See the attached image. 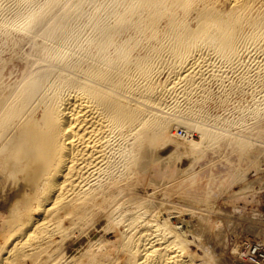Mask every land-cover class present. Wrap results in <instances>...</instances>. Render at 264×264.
<instances>
[{
  "label": "bare ground",
  "instance_id": "obj_1",
  "mask_svg": "<svg viewBox=\"0 0 264 264\" xmlns=\"http://www.w3.org/2000/svg\"><path fill=\"white\" fill-rule=\"evenodd\" d=\"M73 2L0 0V31L18 27L31 44L16 83L0 82V264H208L206 218L134 177L161 151L195 157L217 141L190 97L225 67L264 72V0L107 4L141 56L126 45L108 56V15L94 11L81 34ZM138 6L147 18L132 19Z\"/></svg>",
  "mask_w": 264,
  "mask_h": 264
},
{
  "label": "rangeland",
  "instance_id": "obj_2",
  "mask_svg": "<svg viewBox=\"0 0 264 264\" xmlns=\"http://www.w3.org/2000/svg\"><path fill=\"white\" fill-rule=\"evenodd\" d=\"M74 1L77 3L79 1L73 19L75 25L77 23L83 28L81 34H84L83 30L88 28L82 26L83 23L87 22L86 24H88L90 22L89 19L92 18L94 11L100 15L104 13L106 16L108 15V18L101 15L103 21H106L107 18L104 24H108L107 27L113 32L110 31L113 34L112 43L106 49L108 56L116 55L114 49L121 45H126L133 56L142 55L141 44L134 43L135 36H137L134 33L136 30L132 26H130L131 28L128 27V30L127 27H120V29L119 25H115V14L112 11L109 12L107 8V4L112 5L113 2L121 8L122 6L119 5V2L120 4L123 3L121 0L113 2L112 0ZM124 1L127 6L129 0ZM75 2L73 3L76 5ZM126 6L123 7L126 8ZM105 9L108 10V14ZM143 10L147 9L143 7ZM143 10L142 7H139L138 10H135L138 13L134 10L131 11L133 13L130 12L131 17L133 15L132 19H137L140 16L147 18L145 16L147 13L144 15L143 12L145 11ZM138 14L141 15L138 16ZM161 25H164L163 22H160L159 26L162 27ZM17 28H10L11 30L5 28L6 30L0 31V64L2 65H0V82L2 81L3 85L16 83L22 74L24 65L22 62H25L23 58L27 56L28 51H31L29 47L31 44L27 42L26 36L23 37V33ZM3 31L5 34L8 31L6 36L2 33ZM155 43V40H151L152 45ZM250 56L248 63H255L263 57L261 54H251ZM241 59L245 60L243 55ZM249 69L246 70V77L242 79L243 68L225 67L221 69L222 72L220 71L219 74L216 73L213 77L208 76L206 80L204 79L205 83L202 82L204 83L202 85L204 94L202 96L199 93L196 95L193 93L190 97L196 108L201 112L203 111L202 113L206 112V121L204 120L202 123L203 121L200 120L199 122L205 126H210L211 130L219 131L215 139L217 141L210 142L208 147L203 148L201 146L199 151L202 154H198V151L195 157L194 154L191 156L183 154L181 149H177L176 152L171 150L173 155L161 151V159L154 160L150 164V171L145 172L150 177L145 173L140 175L142 177H134L152 178L154 182L160 185L158 191L161 189L162 191L166 190L169 194L173 193L165 201V203L167 202L166 205H173L174 203L173 206L180 209L193 211L196 215L193 222L196 223L198 217L206 218L207 226L211 229L208 234L204 235L208 248L207 252H211L208 253V264H246L239 257V248L248 242L264 244V72H258V74L254 68L252 71ZM193 100L197 101L193 102ZM182 105L181 109H184L185 107ZM174 127L172 131L175 132V139H185L187 136L185 126L176 125ZM189 131L191 136L198 134L193 128H189ZM168 153L170 157L165 158L166 161L163 160L162 158L168 156ZM144 186L140 185L142 188ZM151 187L153 186L146 185L145 189L149 190ZM109 237L112 238V235Z\"/></svg>",
  "mask_w": 264,
  "mask_h": 264
},
{
  "label": "built area",
  "instance_id": "obj_3",
  "mask_svg": "<svg viewBox=\"0 0 264 264\" xmlns=\"http://www.w3.org/2000/svg\"><path fill=\"white\" fill-rule=\"evenodd\" d=\"M238 251L242 262L246 264H264V247L259 242H248L241 246Z\"/></svg>",
  "mask_w": 264,
  "mask_h": 264
}]
</instances>
